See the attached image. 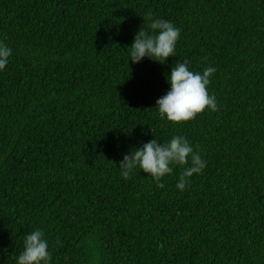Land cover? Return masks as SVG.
I'll use <instances>...</instances> for the list:
<instances>
[{"label": "trees", "instance_id": "obj_1", "mask_svg": "<svg viewBox=\"0 0 264 264\" xmlns=\"http://www.w3.org/2000/svg\"><path fill=\"white\" fill-rule=\"evenodd\" d=\"M181 29L165 64L133 65L147 16ZM0 264L35 229L49 264H264V0H0ZM177 61L215 68L217 102L171 125L156 101ZM183 136L206 161L181 192L118 165Z\"/></svg>", "mask_w": 264, "mask_h": 264}, {"label": "clouds", "instance_id": "obj_2", "mask_svg": "<svg viewBox=\"0 0 264 264\" xmlns=\"http://www.w3.org/2000/svg\"><path fill=\"white\" fill-rule=\"evenodd\" d=\"M146 19L150 31L139 30L136 33L132 44L128 46V61L135 65L147 58L163 65L169 57L175 56L181 29L171 21L153 19L151 15ZM11 56L12 49L0 41V72L5 70ZM214 73L213 67L194 72L189 69L187 61H177L167 74L168 91L155 104L159 118L175 126L193 120L205 110L215 112L216 98L208 92ZM177 167L182 171L175 187L181 192L190 185L193 175L201 173L206 167V161L183 136H173L164 143L154 138L141 147H134L122 157L117 168L124 180L139 170L146 174V178H151L157 187L163 188L161 181ZM50 260L51 253L44 232L35 229L26 234L16 264H49Z\"/></svg>", "mask_w": 264, "mask_h": 264}]
</instances>
